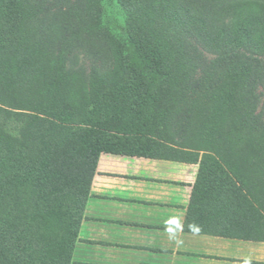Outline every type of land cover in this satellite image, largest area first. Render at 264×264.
<instances>
[{"label": "trees", "instance_id": "1", "mask_svg": "<svg viewBox=\"0 0 264 264\" xmlns=\"http://www.w3.org/2000/svg\"><path fill=\"white\" fill-rule=\"evenodd\" d=\"M120 2L132 47L127 52L109 31L83 27L81 15L74 21L78 32L63 28L57 33L50 25L30 37L16 0H0V264L74 263L101 155L165 158L168 144L153 126L162 120L165 106L166 85L160 79L174 68H184L186 83L199 99L217 93L232 103L237 99L244 129L255 131L264 124L258 111L264 11L243 14L262 20L259 25L254 19V30L242 21L232 32L223 21V40L228 37L234 51L208 59L199 47L204 35L198 24L208 21L200 16L205 7L195 6L198 0H178L173 6L171 0ZM170 15L179 18L184 33L170 37L160 31L176 19ZM44 53L60 62L64 78L70 75L65 63L80 53L90 60L94 86L116 67L119 78L91 91L84 105L61 99L63 80L54 74L53 104L32 114L23 99L8 91L30 85L20 73L28 76ZM181 160L198 164L186 231L264 237V211L238 168L212 152Z\"/></svg>", "mask_w": 264, "mask_h": 264}, {"label": "rangeland", "instance_id": "2", "mask_svg": "<svg viewBox=\"0 0 264 264\" xmlns=\"http://www.w3.org/2000/svg\"><path fill=\"white\" fill-rule=\"evenodd\" d=\"M176 1L178 0H171V5L173 6ZM198 3L195 6L205 7V10L200 11V16L208 21V24L202 22L198 24L200 27L198 29H201L204 35L199 47L208 59L234 51L235 44L229 42L228 37L226 41L223 40L226 34L222 29L223 21L229 23L232 32L239 28L242 21H246L245 24L250 22L253 30L254 19L258 20L257 24L262 23V20L256 17L250 19L243 14H252L254 10L257 13L264 11L262 9L264 0H198ZM15 8L21 11L22 28L30 37L50 30V25L57 33L63 31V28L78 32L74 21L81 15L80 24L83 27L88 29L92 27L91 30L102 34L105 29L124 44L122 52L131 51L127 14L120 0H16ZM170 17L173 18L172 15ZM175 18L176 16L173 19ZM166 25L160 27V31L170 37L176 36L179 30L185 32V26L180 23L178 17ZM259 31L261 34L262 30ZM259 57L264 60V46L259 52ZM36 60L37 63L28 76L20 73L24 82L30 85H18L8 91L23 99L25 102L21 104L29 105L26 108L30 109L32 114H36L40 107L53 104L50 98L54 91L55 80L52 77L54 74L63 80L61 83L63 88L59 90L61 99L65 103L77 102L85 105L91 91L115 82L120 73L118 67L113 68L110 76L99 79V84L94 86L88 75L90 60L83 53L67 63L61 61L67 65L65 71L67 69L70 72L69 78H64L65 72L63 73L60 62L52 55L44 53ZM187 79L188 74L184 68H174L160 79L166 85V90L162 94L165 106L162 120L153 128L157 129L154 131L156 135L165 139L169 149L165 152V158L160 159L166 162H162V167L158 169L177 170L179 179L187 178L190 181L196 178L198 164L184 162L181 159L215 153L238 168L254 195V201L264 211V124L255 131L244 129L241 126L243 112L238 107L237 99L232 103L224 93H217L215 97L212 95L205 100L199 99L186 83ZM261 90L263 95L258 111L264 119L263 85ZM219 103L222 106H219ZM182 184L186 185L187 182ZM91 211L88 210V213ZM83 225L84 238L89 237L94 228L91 227L90 221H84ZM80 242L77 244L73 264H97L92 260L95 258L92 257V244Z\"/></svg>", "mask_w": 264, "mask_h": 264}, {"label": "crops", "instance_id": "3", "mask_svg": "<svg viewBox=\"0 0 264 264\" xmlns=\"http://www.w3.org/2000/svg\"><path fill=\"white\" fill-rule=\"evenodd\" d=\"M162 162L166 161L101 155L85 220L94 229L86 239L82 228L81 238L86 241L80 242L92 244V260L97 264H264L262 236L186 231L185 215L196 178L179 179L177 170L158 169Z\"/></svg>", "mask_w": 264, "mask_h": 264}]
</instances>
